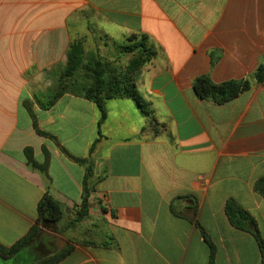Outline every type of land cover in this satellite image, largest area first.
Returning <instances> with one entry per match:
<instances>
[{"label":"crops","instance_id":"crops-1","mask_svg":"<svg viewBox=\"0 0 264 264\" xmlns=\"http://www.w3.org/2000/svg\"><path fill=\"white\" fill-rule=\"evenodd\" d=\"M133 35L156 52L135 81L150 115L113 99L99 126L96 105L72 94L40 107L47 71L65 63L73 40L114 45ZM263 61L264 0H0V244L27 235L48 194L63 217L44 231L73 247L57 264H210L203 232L215 264H262L257 240L231 225L226 204L248 211L264 240L254 190L264 177V82L224 105L200 99L193 83L245 80ZM27 101L55 140L36 132ZM97 139L89 217L71 225L86 176L76 159ZM28 148L40 165L47 149L46 175L30 167Z\"/></svg>","mask_w":264,"mask_h":264},{"label":"trees","instance_id":"trees-1","mask_svg":"<svg viewBox=\"0 0 264 264\" xmlns=\"http://www.w3.org/2000/svg\"><path fill=\"white\" fill-rule=\"evenodd\" d=\"M102 39L107 42L109 38L104 37ZM81 43V40H77L70 44L66 55L65 71L62 76L58 77L54 87L47 90L43 100L37 98L40 107L47 110L63 95L72 94L87 99L96 105L100 113L99 126L107 118V102L113 99H130L143 113L150 115L149 105L139 94L135 85L136 77L141 69L156 56L148 38L144 35H133L128 38L125 44H114L122 55L130 56L128 64L124 67L118 64L119 61L101 59L94 51L85 52ZM253 81L256 83L264 82V61L248 79L215 84L208 76H201L194 81L193 89L200 99L211 100L218 105H224L249 90ZM25 106L33 120L36 132L41 136L55 140L53 136L38 128L32 103L27 101ZM97 141L98 139L91 146L89 156L86 159H76L85 166L86 176L78 217L71 222V225L89 217L90 199L95 191V183H91L90 180L94 177L93 152ZM43 151L45 162L41 165L35 162L30 148L25 150V154L30 167L46 175L50 155L46 148H43ZM254 190L264 199V177L255 183ZM193 200L195 201V198ZM226 214L232 226L239 230L248 231L255 237L261 251L262 264H264V240L254 217L233 200L227 202ZM62 217V205L52 196L45 195L38 205V217L35 225L26 236L12 246L7 247L0 244V254L11 258L35 246L41 240L44 230L52 231ZM203 235L210 247V264H215V248L205 232ZM72 251L73 247L66 246L54 254L39 255L29 264H57L70 255Z\"/></svg>","mask_w":264,"mask_h":264},{"label":"rangeland","instance_id":"rangeland-1","mask_svg":"<svg viewBox=\"0 0 264 264\" xmlns=\"http://www.w3.org/2000/svg\"><path fill=\"white\" fill-rule=\"evenodd\" d=\"M77 40L82 41L81 45L83 46L85 52L94 51L101 59H109L115 62L119 61L118 64L123 67L128 64L130 56L122 55L117 47L112 45L111 43L106 45L105 39H102L101 42L98 39L99 41L97 42L95 38L81 37L76 38L73 41ZM66 64L67 57L65 63L55 66L47 71L46 75L48 82L46 83L49 84V89L54 87L58 77L60 75L62 76V73L65 71ZM46 231L48 230L46 229ZM54 232H57V230H54ZM44 233L45 234H43L41 240L35 246L21 252L20 258L17 260L16 264H25L24 261L26 260L32 261L39 255H51L66 247H62L59 241L51 239L49 236H47V232L44 231Z\"/></svg>","mask_w":264,"mask_h":264},{"label":"water","instance_id":"water-1","mask_svg":"<svg viewBox=\"0 0 264 264\" xmlns=\"http://www.w3.org/2000/svg\"><path fill=\"white\" fill-rule=\"evenodd\" d=\"M14 260V257H4L0 254V264H7L8 262Z\"/></svg>","mask_w":264,"mask_h":264},{"label":"flooded vegetation","instance_id":"flooded-vegetation-1","mask_svg":"<svg viewBox=\"0 0 264 264\" xmlns=\"http://www.w3.org/2000/svg\"><path fill=\"white\" fill-rule=\"evenodd\" d=\"M20 255H21V253H20L19 255L15 256V257H14V260L8 262L7 264H16L17 260L20 258ZM32 261H33V260H32ZM24 262H25V264H29V263H31V261H28V260H26V261H24Z\"/></svg>","mask_w":264,"mask_h":264}]
</instances>
